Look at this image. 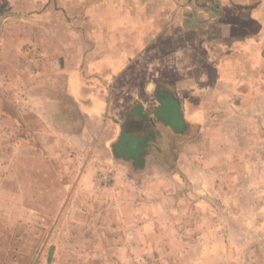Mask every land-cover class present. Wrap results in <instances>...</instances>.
<instances>
[{
    "label": "rangeland",
    "instance_id": "rangeland-1",
    "mask_svg": "<svg viewBox=\"0 0 264 264\" xmlns=\"http://www.w3.org/2000/svg\"><path fill=\"white\" fill-rule=\"evenodd\" d=\"M59 4L0 23V264H264V53L209 67L178 129L102 65L115 8Z\"/></svg>",
    "mask_w": 264,
    "mask_h": 264
},
{
    "label": "crops",
    "instance_id": "crops-1",
    "mask_svg": "<svg viewBox=\"0 0 264 264\" xmlns=\"http://www.w3.org/2000/svg\"><path fill=\"white\" fill-rule=\"evenodd\" d=\"M64 1L68 7L82 8L83 14L90 6V0H0V23L18 19L28 8L36 9V21L53 23L59 17L55 10L58 13ZM100 1L106 8H115L112 16L106 11L93 18L102 24V65L110 71L120 69L119 77L130 74V82L132 73L146 70L144 80L155 88L150 102L159 93L165 94L178 103L180 115L191 112L189 104L199 100L195 96L199 88L208 86L209 67H215L217 80L226 81L229 69H240V56L249 60L264 53V0ZM124 7L131 8L129 15L123 14ZM83 14L78 21L90 23L91 16ZM155 50L162 51L161 61L149 57ZM167 61L173 64L170 68ZM159 66L170 69L166 80L158 79Z\"/></svg>",
    "mask_w": 264,
    "mask_h": 264
},
{
    "label": "trees",
    "instance_id": "trees-1",
    "mask_svg": "<svg viewBox=\"0 0 264 264\" xmlns=\"http://www.w3.org/2000/svg\"><path fill=\"white\" fill-rule=\"evenodd\" d=\"M168 103H171V102H168ZM168 103H164L161 106V108L158 110L159 113H160L159 118L162 121L167 122V123H169L167 120L168 119H171V122L170 123H172V124L175 123V126L177 125V126H179L178 129H181L182 127L185 126V122H184L182 116L179 114V112H177V110H174V109H170L169 108ZM161 113H164L165 116L161 115Z\"/></svg>",
    "mask_w": 264,
    "mask_h": 264
}]
</instances>
